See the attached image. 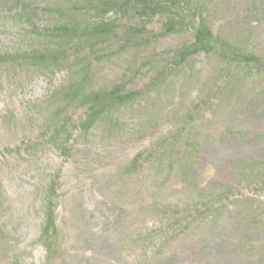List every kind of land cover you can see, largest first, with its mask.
<instances>
[{"label": "rangeland", "instance_id": "374dc122", "mask_svg": "<svg viewBox=\"0 0 264 264\" xmlns=\"http://www.w3.org/2000/svg\"><path fill=\"white\" fill-rule=\"evenodd\" d=\"M9 1L0 54L51 19L48 2L21 0L22 12ZM204 2L211 36L262 59L260 74L203 53L171 66L190 30L163 35L156 17L127 36L135 24L121 20L119 44L80 56L94 88L138 99L86 134L74 129L84 109L71 110L65 157L48 142V97L65 69L0 66V264H264V0ZM48 197L49 252L39 241Z\"/></svg>", "mask_w": 264, "mask_h": 264}, {"label": "trees", "instance_id": "16d2710c", "mask_svg": "<svg viewBox=\"0 0 264 264\" xmlns=\"http://www.w3.org/2000/svg\"><path fill=\"white\" fill-rule=\"evenodd\" d=\"M46 2L51 15L49 22L34 32V42L26 48L0 54V66L42 72L65 69L64 84L48 97L53 124L48 142L64 157L69 153L66 146L71 139V126L67 114L71 110L84 109V119L74 129L86 134L96 125L106 127L115 113L131 107L138 99L137 93L122 85L108 90L94 88L89 77L91 63L80 56L84 50L96 56L102 47L119 44L121 20L135 24L124 28L127 36L144 34L145 27L156 17L164 20L163 35L190 30L193 42L172 52L171 66L187 64L194 55L203 53L215 55L220 69L233 63L244 71L260 74L255 65H260L262 59L243 54L234 45L211 36L204 0H42ZM11 3L14 10L24 12V2L11 0ZM139 162H142L141 154L133 158L129 168H135ZM39 241L48 252L58 242L50 197L45 201Z\"/></svg>", "mask_w": 264, "mask_h": 264}]
</instances>
